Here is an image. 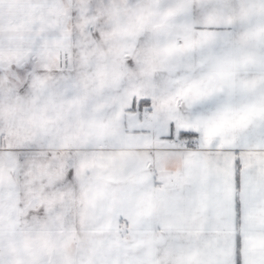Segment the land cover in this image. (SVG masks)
<instances>
[{"label":"snow or ice","instance_id":"snow-or-ice-1","mask_svg":"<svg viewBox=\"0 0 264 264\" xmlns=\"http://www.w3.org/2000/svg\"><path fill=\"white\" fill-rule=\"evenodd\" d=\"M0 264H264V0H0Z\"/></svg>","mask_w":264,"mask_h":264}]
</instances>
